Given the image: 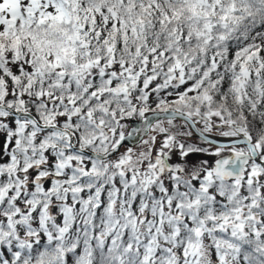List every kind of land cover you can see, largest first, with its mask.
I'll use <instances>...</instances> for the list:
<instances>
[{"label": "snow or ice", "instance_id": "snow-or-ice-1", "mask_svg": "<svg viewBox=\"0 0 264 264\" xmlns=\"http://www.w3.org/2000/svg\"><path fill=\"white\" fill-rule=\"evenodd\" d=\"M0 264H264V0H0Z\"/></svg>", "mask_w": 264, "mask_h": 264}]
</instances>
